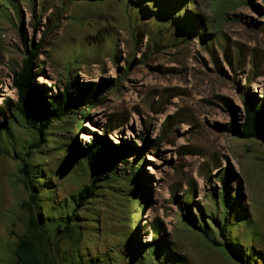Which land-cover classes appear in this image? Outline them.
I'll return each mask as SVG.
<instances>
[{
	"label": "rangeland",
	"instance_id": "374dc122",
	"mask_svg": "<svg viewBox=\"0 0 264 264\" xmlns=\"http://www.w3.org/2000/svg\"><path fill=\"white\" fill-rule=\"evenodd\" d=\"M165 1L167 19L151 2L147 15L128 0H0V264L30 232L31 186L48 223L40 248L55 264H239L185 219L224 242L212 220L228 206L227 241L264 264V144L232 131L245 101L264 106V0ZM34 47L49 97L105 84L41 141L13 83ZM98 136L135 155L79 209L69 239L56 225L94 175L83 149ZM140 174L145 187L132 195L124 177Z\"/></svg>",
	"mask_w": 264,
	"mask_h": 264
},
{
	"label": "trees",
	"instance_id": "16d2710c",
	"mask_svg": "<svg viewBox=\"0 0 264 264\" xmlns=\"http://www.w3.org/2000/svg\"><path fill=\"white\" fill-rule=\"evenodd\" d=\"M94 1V0H90ZM129 3L138 6V10L145 14L154 13L155 9L149 8V3L157 5L158 17H164L165 11L169 5L165 4V0H128ZM170 14L179 16V7H171ZM164 15V16H163ZM173 18V17H171ZM183 21V27L186 26ZM181 24V23H180ZM39 47H34L29 51V55L23 60L20 70H14L13 83L18 91V101L16 104L17 111L23 116L26 123L40 136V141L44 140L47 129L52 125L53 121L61 120L62 118L75 113L82 106L94 105L96 96L105 88L104 83L94 84V87H82L78 90V95L73 98L70 88L65 92L49 97L37 84V77L40 72L34 66V60L38 57ZM85 118L87 116H84ZM236 136L250 139H259L264 144V106L255 98L245 101V123L242 129L232 128ZM83 155L86 158L87 165L93 171L94 175L90 182L82 187L74 199L75 207L71 215L65 217L57 225V232L64 234L69 239L75 238V230L71 227L76 221V215L90 199L94 198L96 191L103 183L107 184L108 188L115 187L114 183L119 176L118 167L120 164H129V158L135 155V147L133 144L124 143L122 145H113L106 137L98 136L91 144L83 149ZM18 157V156H17ZM21 171L23 174L30 176V166L22 159ZM125 181H129L130 194L138 195L142 190V175H136V178L124 177ZM32 190V203L30 205L31 216L29 220L30 232L20 238L15 249V259L8 264H55L52 259H49L47 254L40 248V245L45 240L47 232V221L41 216V212H35L37 204V195ZM227 217L223 222L212 220L217 227L220 236L224 242H219L210 236V229L207 222L199 223L197 220L186 216L185 219L192 229L201 232L208 240L218 246H222L227 254L239 264H255L248 260L239 249L238 244L228 240V229L230 226L229 218L233 216V206H228ZM47 242V240H46ZM171 257L167 254L165 259Z\"/></svg>",
	"mask_w": 264,
	"mask_h": 264
},
{
	"label": "bare ground",
	"instance_id": "6f19581e",
	"mask_svg": "<svg viewBox=\"0 0 264 264\" xmlns=\"http://www.w3.org/2000/svg\"><path fill=\"white\" fill-rule=\"evenodd\" d=\"M90 128H91L92 131H97V130H99L98 127H97V125H94V124H92V125L90 126Z\"/></svg>",
	"mask_w": 264,
	"mask_h": 264
}]
</instances>
